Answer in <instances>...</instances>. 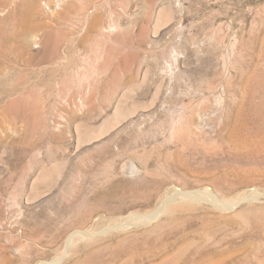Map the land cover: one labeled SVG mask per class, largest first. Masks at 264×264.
<instances>
[{
  "label": "rangeland",
  "instance_id": "obj_1",
  "mask_svg": "<svg viewBox=\"0 0 264 264\" xmlns=\"http://www.w3.org/2000/svg\"><path fill=\"white\" fill-rule=\"evenodd\" d=\"M0 264H264V0H0Z\"/></svg>",
  "mask_w": 264,
  "mask_h": 264
},
{
  "label": "bare ground",
  "instance_id": "obj_2",
  "mask_svg": "<svg viewBox=\"0 0 264 264\" xmlns=\"http://www.w3.org/2000/svg\"><path fill=\"white\" fill-rule=\"evenodd\" d=\"M112 30H114V27H112ZM55 52V51H54ZM53 52V53H54ZM40 93L42 94V95H44L45 94V90L44 89H42V88H40ZM48 171V170H47ZM53 172H54V170H51L50 171V173L49 174H53ZM250 191H248L247 193H249ZM173 194H175V192L174 193H170L169 194V196H168V198L164 201V207L162 208V210L160 209V210H158V213L159 212H161V211H163V209L164 210H171V208H173L172 207V200H173ZM177 194V193H176ZM182 194L185 196V199L186 198H196L198 195H196V192H193V191H186V192H182ZM212 195V194H211ZM213 196V195H212ZM247 196H248V194H247ZM199 197V196H198ZM213 197H215V196H213ZM212 198V197H211ZM218 198V197H217ZM175 199V198H174ZM242 199H243V197H242ZM242 199L240 198V200L242 201ZM248 199V198H247ZM196 200H197V198H196ZM215 200H216V197H215ZM178 201V200H177ZM190 201V200H189ZM193 201V200H192ZM217 201V200H216ZM244 201V200H243ZM186 202V201H185ZM220 202V201H219ZM240 202V201H239ZM239 202H224V203H222L223 204V206L224 207H226V208H233L234 206H236V205H238V203ZM178 203H179V201H178ZM214 203V202H213ZM222 204H221V206H222ZM220 205L218 206V207H221ZM152 216V214L151 215H146V217H148V218H150ZM155 216V215H154ZM142 217H140L139 215H136V214H128V215H126V216H121L120 218H118L117 219V222H115L116 224L114 225L116 228H122V227H124L125 225H127V224H130V223H132V222H134V221H137V220H140ZM77 234H79V231H76V232H74L73 233V235L71 236V239H73Z\"/></svg>",
  "mask_w": 264,
  "mask_h": 264
},
{
  "label": "water",
  "instance_id": "obj_3",
  "mask_svg": "<svg viewBox=\"0 0 264 264\" xmlns=\"http://www.w3.org/2000/svg\"><path fill=\"white\" fill-rule=\"evenodd\" d=\"M133 167V166H132Z\"/></svg>",
  "mask_w": 264,
  "mask_h": 264
}]
</instances>
